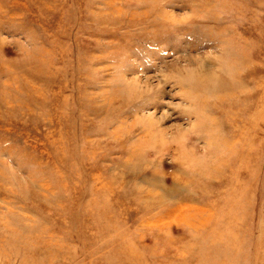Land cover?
Instances as JSON below:
<instances>
[{
	"label": "rangeland",
	"instance_id": "374dc122",
	"mask_svg": "<svg viewBox=\"0 0 264 264\" xmlns=\"http://www.w3.org/2000/svg\"><path fill=\"white\" fill-rule=\"evenodd\" d=\"M0 264H264V0H0Z\"/></svg>",
	"mask_w": 264,
	"mask_h": 264
}]
</instances>
